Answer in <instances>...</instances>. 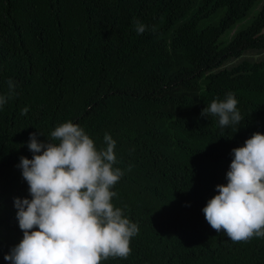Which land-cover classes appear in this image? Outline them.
I'll list each match as a JSON object with an SVG mask.
<instances>
[{
  "label": "trees",
  "instance_id": "trees-1",
  "mask_svg": "<svg viewBox=\"0 0 264 264\" xmlns=\"http://www.w3.org/2000/svg\"><path fill=\"white\" fill-rule=\"evenodd\" d=\"M200 1L189 16L193 0H0V95L15 84L0 108V264L23 238L30 134L46 143L69 121L97 149L106 133L116 142L112 203L139 228L127 259L102 264H264V237L233 242L202 211L232 150L264 134V58L251 56L264 52V0ZM229 92L242 120L221 127L201 113Z\"/></svg>",
  "mask_w": 264,
  "mask_h": 264
},
{
  "label": "clouds",
  "instance_id": "clouds-1",
  "mask_svg": "<svg viewBox=\"0 0 264 264\" xmlns=\"http://www.w3.org/2000/svg\"><path fill=\"white\" fill-rule=\"evenodd\" d=\"M154 30V29H153ZM143 34L146 26L136 22ZM0 95V108L13 93ZM238 100L229 92L203 110L219 117L221 127L242 120ZM27 108L22 110L26 114ZM39 135H42L39 133ZM43 136V135H42ZM106 148L77 124L65 122L40 142L30 134L32 159L20 158L18 167L28 184L31 199L14 200L23 238L3 258L9 264H102L109 258L127 259L130 242L139 228L113 205L112 191L122 178L114 167L116 142L105 134ZM227 184L217 185V195L202 209L205 220L217 233L233 242L264 237V134L254 133L244 146L232 150Z\"/></svg>",
  "mask_w": 264,
  "mask_h": 264
},
{
  "label": "rangeland",
  "instance_id": "rangeland-1",
  "mask_svg": "<svg viewBox=\"0 0 264 264\" xmlns=\"http://www.w3.org/2000/svg\"><path fill=\"white\" fill-rule=\"evenodd\" d=\"M200 4H201V1H200V0H193V2H192V7H191V10H190V12H189L188 15H189V16L192 15V14L197 10V8L199 7ZM257 11H258V8H256L255 10H252V11L250 12V14L247 16L246 19H244L242 22H240V23H238V24L236 25L235 29H241V28L245 27V26L249 23L251 17H252ZM187 19H188V17L185 18V19H183L182 22H184V21L187 20ZM208 22H211V21H206V22L202 23L201 26H203L204 24H206V23H208ZM170 37H171V34H169V35L166 37V39L169 40ZM251 56H252L253 58H260V57H261V58H264V52H263V53H260V54H251Z\"/></svg>",
  "mask_w": 264,
  "mask_h": 264
}]
</instances>
